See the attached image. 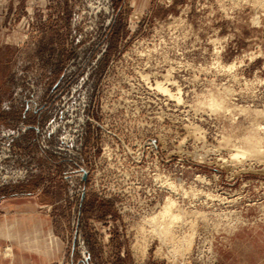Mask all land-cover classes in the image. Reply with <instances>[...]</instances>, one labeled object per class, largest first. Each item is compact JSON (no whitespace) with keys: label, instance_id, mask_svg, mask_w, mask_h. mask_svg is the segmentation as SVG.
Here are the masks:
<instances>
[{"label":"rangeland","instance_id":"1","mask_svg":"<svg viewBox=\"0 0 264 264\" xmlns=\"http://www.w3.org/2000/svg\"><path fill=\"white\" fill-rule=\"evenodd\" d=\"M0 264H264V0H0Z\"/></svg>","mask_w":264,"mask_h":264},{"label":"bare ground","instance_id":"2","mask_svg":"<svg viewBox=\"0 0 264 264\" xmlns=\"http://www.w3.org/2000/svg\"><path fill=\"white\" fill-rule=\"evenodd\" d=\"M159 86V84H158ZM156 87V86H155ZM162 88V87H161ZM165 89V88H164ZM170 94V93H169ZM211 106H219V104L216 101H211L210 102ZM252 145H254L253 143H251ZM247 146V145H246ZM249 146V144H248ZM254 147V146H253ZM252 146L246 147L244 149H240L237 150L236 153L234 154V157H238L239 155H251L253 152V148ZM239 149V148H238ZM242 156V157H243ZM171 185V183L169 184ZM173 186V185H172ZM167 188V187H166ZM174 200L170 197H166V200L164 202V205H162L160 211L155 212L156 214H153L148 220H150L151 224L153 225V228H151V224H149L150 228L153 230L151 232L154 233V231L157 233L156 235H159L160 237H162V240L167 239V238H172L173 237V230H174V226L175 224L177 225L176 222H180L179 219L181 218L182 211H179L178 209L174 210ZM176 205V204H175ZM176 207V206H175ZM150 216V215H149ZM183 216V215H182ZM183 219V217H182ZM147 221V220H146ZM149 223V222H148ZM176 227V226H175ZM178 227V226H177ZM192 231V230H191ZM146 233V232H145ZM189 234V233H188ZM175 235V234H174ZM142 236V235H140ZM191 237L192 235L189 234L187 237H184L182 239V241L184 242V246L186 245V247H188L191 243ZM159 238V237H158ZM181 239V238H180ZM193 241V240H192ZM182 242V243H183ZM178 243V242H177ZM175 245V244H174ZM181 246V244H178ZM182 245V247H183ZM179 246V248H181ZM173 247V246H172ZM171 249H174L172 248ZM177 247V246H176ZM178 248V247H177ZM176 248V249H177ZM178 248V249H179ZM175 250V249H174ZM176 251V250H175ZM178 251V250H177Z\"/></svg>","mask_w":264,"mask_h":264}]
</instances>
